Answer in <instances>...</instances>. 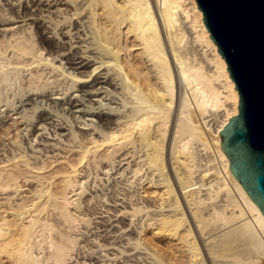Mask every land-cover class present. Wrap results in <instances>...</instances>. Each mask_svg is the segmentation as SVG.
I'll list each match as a JSON object with an SVG mask.
<instances>
[{
	"label": "bare ground",
	"instance_id": "obj_1",
	"mask_svg": "<svg viewBox=\"0 0 264 264\" xmlns=\"http://www.w3.org/2000/svg\"><path fill=\"white\" fill-rule=\"evenodd\" d=\"M225 66L195 0H0V123L27 117L31 150L9 144L0 190L38 183L28 203L4 199L28 221L0 214V264H177L138 257L147 233L182 241L185 264H264V214L220 144L238 101ZM49 136L77 149L69 167L49 170ZM121 149L134 162L118 168Z\"/></svg>",
	"mask_w": 264,
	"mask_h": 264
},
{
	"label": "water",
	"instance_id": "obj_2",
	"mask_svg": "<svg viewBox=\"0 0 264 264\" xmlns=\"http://www.w3.org/2000/svg\"><path fill=\"white\" fill-rule=\"evenodd\" d=\"M237 89L219 130L229 168L264 214V0H195Z\"/></svg>",
	"mask_w": 264,
	"mask_h": 264
},
{
	"label": "rangeland",
	"instance_id": "obj_3",
	"mask_svg": "<svg viewBox=\"0 0 264 264\" xmlns=\"http://www.w3.org/2000/svg\"><path fill=\"white\" fill-rule=\"evenodd\" d=\"M24 75L27 73V72H25V71H23L22 72ZM45 74V73H44ZM52 74H56V72H51L50 73V75H52ZM27 77V76H26ZM26 77L25 78H23L24 80H23V82L26 80ZM58 79L61 81V80H63V81H61V82H66L67 80H68V82H70V80L67 78H65V77H63V76H59L58 77ZM22 81V80H21ZM23 82H21V83H23ZM17 83V82H16ZM18 84V83H17ZM24 84V83H23ZM62 84V83H61ZM24 86V85H23ZM13 88H14V86H13ZM15 91H17V89L15 90ZM71 92V91H70ZM69 92V93H70ZM18 95L16 94V98H15V100H18L19 98L17 97ZM36 95H34L33 96V98L35 97ZM94 99H95V97H93ZM38 99H39V97L36 99V101H38ZM96 99H97V97H96ZM108 100V99H107ZM107 100L106 99H103V101L104 102H107ZM118 102V101H117ZM0 104H3V102H0ZM20 104V102L19 101H17L16 102V105L18 106ZM115 104H117L116 102H114L112 105H115ZM15 105V104H14ZM13 105V106H14ZM21 108H22V106H20ZM19 107V109L18 110H20L21 108ZM25 107H26V109L27 110H25V111H27V113L28 112H30L31 111V109L32 108H30L31 106L30 105H25ZM44 107V106H43ZM30 108V109H29ZM40 108H42V106H40L34 113L36 114V115H38V111L40 110ZM7 109H10V108H7L6 107V105H2V106H0V120H1V116H4V114H5V110H7ZM28 110H30V111H28ZM13 112V110H10V111H7V117H2L3 118V120H2V122L0 123V159L3 157V159L6 157V153L7 152H9L8 150H10V149H12L11 147H9L11 144H12V146H13V148H16L17 150L14 152V154H17L19 151H25V152H28V153H30L31 152V150H30V145L27 143V135L25 134V131H23L24 129H23V127L21 128V127H19V126H23V125H21L20 123L21 122H23L24 121V124H25V122H28V121H26L27 120V117H24V118H20V117H18V118H20V119H18V118H15V114H13L12 113ZM33 113V115H35ZM9 115H11V116H9ZM35 115V116H36ZM34 116V117H35ZM53 118H55V116H53ZM87 118H90V117H87ZM13 119L15 120V121H13ZM17 119H18V121H17ZM12 122H14V124L12 123ZM16 122V123H15ZM32 122H33V124H35L36 123V121H35V119L33 118L32 119ZM115 120H113V123H112V125L111 126H117V122H115ZM18 123V124H17ZM20 124V125H19ZM9 125H11V126H9ZM15 125V126H14ZM19 125V126H18ZM9 126V127H8ZM18 126V128H19V130H18V128H16L15 129V127H17ZM81 126V125H80ZM79 126V127H80ZM81 127H85V131H91V134H88L89 136H88V138L92 135H94V137L96 138V137H98L99 136V131H97V130H94L93 131V128H91L90 126H81ZM17 131H15L14 129ZM6 129V130H5ZM22 129V130H21ZM90 129V130H89ZM8 130H9V132H8ZM23 131V132H22ZM7 132H8V134L10 135H8L7 134ZM12 132V133H11ZM14 132V133H13ZM21 132V133H20ZM64 132H66V131H64ZM24 133V134H23ZM23 136H22V135ZM96 135V136H95ZM21 136V137H20ZM15 137H16V140H15ZM25 137V138H24ZM31 136L29 135V138H30ZM50 138H49V140H51V141H48V145H49V152L47 153V152H45L44 154H42V152H40V153H38L39 155H43V156H45V154H48L50 157H51V159H50V157H48V158H46V160H48L47 162L49 163L50 162V166H49V170L52 172H54V171H57V170H60L61 168L62 169H64V166H66V167H69V162L70 161H68V160H74V156H71L70 158L69 157H67V154L68 153H70V154H73V153H75V152H77V149L76 148H73V149H71V151H69L68 152V150H67V148H64L63 146L61 147V145H56V146H53L52 144L55 142V136L54 137H51V136H49ZM14 138V139H13ZM22 138V139H21ZM94 138V139H95ZM26 141H25V140ZM97 139V138H96ZM54 140V141H53ZM22 141H24V142H22ZM34 142V143H33ZM33 142H32V144L33 145H35V144H37L36 146H37V149H38V147L40 148L41 146H43V145H39L38 146V142H37V140L36 141H34L33 140ZM53 142V143H52ZM23 143V144H22ZM27 145H26V144ZM65 142H63V144H64ZM10 144V145H9ZM15 144V145H14ZM24 145V146H23ZM51 145V146H50ZM65 145V144H64ZM25 147V148H23V147ZM27 146V147H26ZM53 146V147H52ZM8 150H7V149ZM27 149V150H26ZM7 150V151H6ZM122 151H119L118 152V154H116V156H120V152L121 153H123L124 152V150L125 149H121ZM5 151H6V153H5ZM65 151V152H64ZM66 152H68L67 154H65ZM33 155V154H32ZM33 157H34V155H33ZM68 158V159H66V158ZM74 157V158H73ZM123 157L125 158V159H123ZM128 157V158H127ZM65 158V159H64ZM118 159H121V160H123V161H121L119 164L120 165H118V168L119 167H121L122 166V164H126V161L127 160H133L134 158H131L130 157V155H128V154H125L124 156L123 155H121L120 156V158H118ZM118 159H117V161H118ZM137 159H139V158H137ZM2 160V159H1ZM0 160V161H1ZM30 161V163H31V160H33V159H29ZM125 160V161H124ZM140 160V159H139ZM134 161H132L131 162V164L133 163ZM0 164H1V162H0ZM19 164H23L22 162H19ZM65 164V165H64ZM125 166V165H124ZM65 167V168H66ZM82 167H83V169H82ZM86 169V165L84 164V165H82V166H80V168H79V171L82 169V170H85ZM81 170V171H82ZM115 170V169H114ZM113 170V171H114ZM130 170V165L128 166V169H127V171H129ZM47 171V170H46ZM80 171V173H81V175L84 173V171H82L81 172ZM99 172H100V176H102V177H104L105 175L103 174L104 173V171L102 172L101 170H99ZM111 172H112V170H111ZM141 173H143V171L141 172ZM140 173V174H141ZM85 174V173H84ZM130 174H132L131 172L130 173H128V175L130 176ZM113 175V177L115 176L116 177V175H114V174H112ZM117 176H119L118 174H117ZM56 177H57V179L58 178H60V176L59 175H56ZM91 177H92V179H93V175H90V177H89V180L91 179ZM106 177V176H105ZM104 177V179H106L107 180V178H105ZM112 177V176H111ZM112 177V178H113ZM114 179V178H113ZM132 179H133V177H132ZM135 179H137V177H135ZM105 180V181H106ZM119 180H121V179H119ZM114 181V180H113ZM123 182H125L124 180H123ZM122 182V183H123ZM58 183V182H57ZM110 183H112V179L110 178V180H108V182L106 183V184H110ZM113 184V183H112ZM112 184H110V185H112ZM124 184V183H123ZM122 184V185H123ZM38 185V183L34 180V179H22V180H20L19 181V186H18V188H8L7 190L6 189H2V190H0V205H1V208H0V214L1 215H5L8 219H13L14 217L16 218V219H21L24 223H26L27 221H28V217H25V215L24 216H14V210H12V209H8L7 207H8V205L6 204V201H4V199H6V198H10V199H12V206H17L18 204H22V202H26V200H27V203H28V201L30 202L32 199H34V198H36L35 197V193H34V190L36 189V186ZM119 185V184H118ZM128 185H130L129 183L127 184V182L125 183V186H128ZM119 186H121V184L119 185ZM124 186V185H123ZM129 187V186H128ZM132 187H133V185H131L128 189L129 190H132ZM140 187V185L138 184V186L136 185V186H134L133 188L134 189H136V188H139ZM145 188L147 187V188H149L150 187V184H146L145 186H144ZM92 188V187H91ZM126 188V187H125ZM92 191L94 190V188H92L91 189ZM91 190H90V192H91ZM144 193V192H143ZM142 193V196H144L145 197V193L143 194ZM34 195V196H33ZM86 195H89V192L87 193L86 192ZM147 196V195H146ZM34 197V198H33ZM29 199V200H28ZM7 205V209H5V207H4V205ZM4 208V209H3ZM12 210V211H11ZM10 215H12V216H10ZM24 217V218H23ZM145 217H146V215H143V217H142V220H144L145 219ZM14 218V219H15ZM141 218V215L139 216V219ZM141 220V221H142ZM79 226H81V225H79ZM81 229L83 228V227H80ZM127 232V231H126ZM219 233V231H217V230H214L213 231V234H212V236H215V235H217ZM194 234H195V238H196V241L198 242V245H199V247H200V251H201V256H204V249H203V247H202V243H201V239H200V237H199V235H198V233L196 232V230L194 231ZM133 235L136 237V236H138L137 235V233H133ZM148 240H149V242H148ZM185 245H184V243L182 242V241H179V240H177V239H175V237L174 236H171V235H169V236H167V235H165V234H159V235H155L152 239H151V237H150V235L147 233V235H145V234H141V245H140V247H139V249L138 250H136L137 251V254H138V257L140 258V259H143V260H145V261H150V260H154V256L151 254L152 252H155L158 256H162L165 260H171V261H173V262H175V263H177V264H185L186 263V261H187V259H188V254H187V252L185 251ZM237 255H238V257H240V258H244V256H245V254L243 253V252H238L237 253ZM1 258H2V261H4L3 262V264H15V263H13L12 261H11V259H9L5 254H1ZM209 260H211V258L209 257ZM211 263L210 264H213V262L212 261H210ZM263 262H264V259H263Z\"/></svg>",
	"mask_w": 264,
	"mask_h": 264
}]
</instances>
